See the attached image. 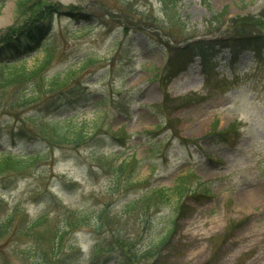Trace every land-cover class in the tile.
Returning <instances> with one entry per match:
<instances>
[{
    "label": "rangeland",
    "instance_id": "rangeland-1",
    "mask_svg": "<svg viewBox=\"0 0 264 264\" xmlns=\"http://www.w3.org/2000/svg\"><path fill=\"white\" fill-rule=\"evenodd\" d=\"M18 1L0 0V36L39 23L44 10L49 32L20 65L32 69L46 51L53 59L28 86L0 80V152L38 147L51 159L0 176V222L10 223L0 264H36L70 210L90 225L64 234L51 264H116L124 256L108 252L114 233L135 238L145 251L166 232V244L134 264H264V49L235 56L219 47L245 30L264 43V0H172L168 7L159 0H28L22 8ZM195 37L214 45L216 57L207 65L194 58L182 70L188 57L174 48ZM54 75L67 82L45 93L44 79ZM34 89L42 91L36 103L7 109ZM85 102L75 117L89 127L97 121L89 142L53 150L16 135L25 126L19 116L48 117L57 105L69 112ZM123 131L124 141L111 137ZM115 150L140 161L141 183L129 194L115 193L112 177L93 159ZM185 174L184 197L150 215L124 212L125 200L150 187L173 188ZM104 207L119 224L98 228ZM98 243L105 250L95 252Z\"/></svg>",
    "mask_w": 264,
    "mask_h": 264
},
{
    "label": "trees",
    "instance_id": "trees-1",
    "mask_svg": "<svg viewBox=\"0 0 264 264\" xmlns=\"http://www.w3.org/2000/svg\"><path fill=\"white\" fill-rule=\"evenodd\" d=\"M27 1L28 0H19L17 2V7L22 8L26 5ZM159 1L168 7L172 0ZM50 8L51 6H49L47 10ZM45 14L46 11L42 10L40 16L37 17L39 23H33L24 29H20L17 32H14L12 36L3 37V34H1L0 66H5V68H0V80H2V86L10 87L19 84H26V86H28L32 81L34 82L35 79H37L52 62L53 54L46 51L42 56V59L32 69L26 68L24 65H20L26 56L39 49L44 39V34L46 35L49 32V25H47V16ZM122 18L125 17L122 16ZM125 19L119 20L121 26L126 27L127 20ZM41 22H43V25L40 27ZM49 22L50 20L48 21V24ZM128 24H130V21H128ZM82 29H89V26L85 25ZM238 33L239 35L233 34L229 39L234 40L238 38L233 42H242L244 47L257 51L264 48V43H256L255 40L257 37L253 36L247 30H245V33ZM198 43L200 42L189 43L183 48L175 47L174 49L182 50L185 55H200L206 61L208 59L206 52L209 48L207 49L206 46ZM232 46L233 45H231V47ZM86 63L88 64V62ZM84 65L85 62L79 67H84ZM165 70L168 73L173 72L169 66H167ZM44 78L45 77H43V79ZM67 79L68 78L66 76L61 75H54L51 79L45 78L44 83L47 87L45 93L47 91H54L62 88L66 84ZM28 92L29 93H24L22 98H14L15 100L13 103L9 102L11 104L7 105V109L13 110L24 107L28 104L36 103L40 99L39 97L42 93L40 89L29 90ZM102 102L106 103L107 101L104 99ZM51 106L53 105H49L47 109H50L49 107ZM84 106L77 105L72 108V110L67 112L62 111L63 105H57L55 110L49 112L48 117H25L21 119L19 116V121L25 126L21 128L22 130H19L16 135L23 143L27 144L29 140H33V144L39 142L41 145L44 144V147H48L49 149L52 148L53 150L57 147L77 146L89 142L96 136L98 124H96L97 121H94L89 127L86 125L88 123L83 120L79 121L78 117H75L79 114V112L85 110ZM27 123L29 125L31 124L32 127H26ZM124 136L125 135H121V139L118 138L119 141L122 142L124 140ZM123 154H125V152L113 151L107 154H95L93 158L96 165L112 177L114 181L113 185L115 187L114 192L118 193L123 191L126 194H129V190L134 188L137 183H141V181L137 178L140 161L133 156L121 159ZM50 159L51 154L43 152L38 149V147H28L25 152L1 151L0 176L8 173L22 174L27 170L36 167L38 164L42 163V161H49ZM189 177L190 174H185L179 177L173 188L150 187L146 189L138 198L125 200L122 204L124 212L127 214L140 210L142 214L146 216L161 210L165 205L169 204L175 196L178 198L184 197ZM105 207H107V205H105ZM105 207L97 216V225L99 229L103 228L105 223L109 224L113 222L115 225L120 223L119 221L116 223L115 218L111 219L109 212L105 210ZM179 209L180 206H177L176 211L178 213H180ZM44 218V216H41L35 222V225L42 223ZM64 221L65 225L61 229L58 228L56 231L55 245L50 249V251H43L42 257L36 261V264H51L59 251L64 234L68 233L70 230L90 225L88 217L85 214L82 212L75 213L73 210H70L67 214H65ZM9 230L10 223L0 222V239L3 238ZM169 233L170 232H166L164 234L161 241L154 246L156 248L150 247L145 251L137 248V242L134 241L135 238H125L122 233H118L117 235L114 233V240L110 244L108 252H118L120 255L124 256L121 260L117 261L116 264L138 263L139 261H144L145 259L154 256V251H159L158 249L169 240ZM102 250H105V248L101 243H98L95 246L94 251L101 252Z\"/></svg>",
    "mask_w": 264,
    "mask_h": 264
},
{
    "label": "bare ground",
    "instance_id": "bare-ground-1",
    "mask_svg": "<svg viewBox=\"0 0 264 264\" xmlns=\"http://www.w3.org/2000/svg\"><path fill=\"white\" fill-rule=\"evenodd\" d=\"M13 6V3H11V4H9V7H12ZM10 11H8V13H9Z\"/></svg>",
    "mask_w": 264,
    "mask_h": 264
}]
</instances>
